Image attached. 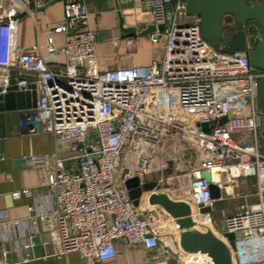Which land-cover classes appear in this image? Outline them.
<instances>
[{"label": "built area", "instance_id": "built-area-1", "mask_svg": "<svg viewBox=\"0 0 264 264\" xmlns=\"http://www.w3.org/2000/svg\"><path fill=\"white\" fill-rule=\"evenodd\" d=\"M30 1L0 0V95L12 80L19 90L35 86L33 129L56 141L54 169L36 188L44 194L29 207L24 249H31L38 222L51 216L59 257L75 252L86 264H102L116 260L126 246L168 254L143 264H212L205 255L186 254L176 235L162 228L169 215L133 203L125 181L138 177L168 186L172 199L191 207L197 229L194 210L211 223L217 204L241 199L237 212L223 215L220 232L235 234L238 264H264V113L258 106L264 70L251 66L246 51L222 53L205 41L186 0H139L156 26L143 37L161 50L147 66L101 68L85 0H69L53 30L64 35L63 47L49 36L46 55L26 53L18 46V30ZM261 35L259 28L247 31L248 50ZM138 38L126 39L129 49L134 51ZM47 161L31 156L26 163ZM206 171L210 181L202 177ZM249 180L255 181L253 190L240 193ZM211 184L220 191L218 199ZM12 196L33 198L35 190ZM202 207L211 214L202 215ZM24 223L0 210L7 236Z\"/></svg>", "mask_w": 264, "mask_h": 264}, {"label": "crops", "instance_id": "crops-1", "mask_svg": "<svg viewBox=\"0 0 264 264\" xmlns=\"http://www.w3.org/2000/svg\"><path fill=\"white\" fill-rule=\"evenodd\" d=\"M68 1L31 0L27 4L18 30V46L23 52L46 55L49 36L54 38L56 47L64 46V35L53 30L63 20ZM84 2L90 14L89 25L96 34V56L101 68L147 66L160 53L159 47L143 36H138L134 51L129 49L126 39L131 36L120 29V18H123L125 27H134L138 32L152 23L151 13L139 0ZM59 64L64 66V56H60ZM34 115L32 109L0 110V210L7 212L11 221H25L13 228L9 236L0 228V264H86L75 252L64 257L57 255L61 246L57 225L51 216L38 222L37 233L31 236V249H24L26 239L21 235L31 228L29 207L44 194L36 191V188L53 171L56 151L52 134L34 131ZM31 156H45L48 161L44 166L31 167L26 163ZM25 188L35 190V196L13 198V192ZM201 220H205V217H201ZM120 249L122 253L116 260L102 264H143L168 257L163 250L149 251L142 247L126 246ZM4 252H7L6 260L3 259Z\"/></svg>", "mask_w": 264, "mask_h": 264}, {"label": "water", "instance_id": "water-1", "mask_svg": "<svg viewBox=\"0 0 264 264\" xmlns=\"http://www.w3.org/2000/svg\"><path fill=\"white\" fill-rule=\"evenodd\" d=\"M186 10L189 15L200 19L201 35L214 49L227 54L246 51L251 66L264 70V0L254 3L247 0H186ZM250 22H256L259 25L262 35L257 45L248 50L247 29ZM228 26H232V33L226 31L225 28ZM163 28L164 25L159 26V29ZM120 29L132 37L151 33L156 26L150 24L138 32L134 27H125L123 18H120ZM11 84L8 93L0 95V110L36 108L35 86H30L29 90L24 91L18 89L14 80ZM258 94V106L264 113V79L259 81ZM225 120L224 118L221 123ZM204 130L208 132V127L204 126ZM260 139L264 142V116ZM202 177L208 181L211 180L208 171L204 172ZM125 186L136 206L147 205L172 218L163 224L162 228H167L170 233L176 235L178 246L186 254L205 255L212 264H238L234 254L235 234L223 232L217 235L206 226L197 229L191 207L181 199H172L168 186L160 187L155 182H142L138 177L127 179ZM210 189L212 197L218 199L220 197L218 187L211 184ZM211 212L210 207L200 209L202 215L211 214Z\"/></svg>", "mask_w": 264, "mask_h": 264}, {"label": "rangeland", "instance_id": "rangeland-1", "mask_svg": "<svg viewBox=\"0 0 264 264\" xmlns=\"http://www.w3.org/2000/svg\"><path fill=\"white\" fill-rule=\"evenodd\" d=\"M225 29L230 30L231 28L228 26ZM261 144L263 145L264 142L261 141ZM263 148H264V145H263ZM254 182H255L254 180H249L248 182H246L245 185L239 190L240 193H246L250 190H253ZM242 203L243 202L241 199H230L228 201L217 204L214 212L212 213V221L210 223L211 228L214 230V232L217 235L221 234L220 231H222L221 229L224 226L225 218L223 215L224 214L225 215L234 214L235 212H237V210L239 209ZM198 229H201V228H198ZM165 231L169 232L167 228L165 229Z\"/></svg>", "mask_w": 264, "mask_h": 264}, {"label": "bare ground", "instance_id": "bare-ground-1", "mask_svg": "<svg viewBox=\"0 0 264 264\" xmlns=\"http://www.w3.org/2000/svg\"><path fill=\"white\" fill-rule=\"evenodd\" d=\"M194 216H195V220H196V222H197V226L199 227V228H203V226H206L207 228H211L210 227V224H209V220L208 219H205V220H201V217H203V216H199L198 214H197V212L194 210ZM211 230L214 232V230L211 228ZM215 233V232H214ZM216 234V233H215Z\"/></svg>", "mask_w": 264, "mask_h": 264}, {"label": "trees", "instance_id": "trees-1", "mask_svg": "<svg viewBox=\"0 0 264 264\" xmlns=\"http://www.w3.org/2000/svg\"><path fill=\"white\" fill-rule=\"evenodd\" d=\"M248 2H258V1H260V0H247ZM258 24L256 23V22H250L249 23V25H248V29H247V31H249V33H257V31H258ZM259 30H260V28H259ZM257 41H254V43H253V46L255 47L256 45H257Z\"/></svg>", "mask_w": 264, "mask_h": 264}, {"label": "flooded vegetation", "instance_id": "flooded-vegetation-1", "mask_svg": "<svg viewBox=\"0 0 264 264\" xmlns=\"http://www.w3.org/2000/svg\"><path fill=\"white\" fill-rule=\"evenodd\" d=\"M231 29L230 30H226L228 33H232L233 32V28H232V26H229ZM258 27H259V25H258ZM260 28V27H259ZM260 30H261V28H260Z\"/></svg>", "mask_w": 264, "mask_h": 264}]
</instances>
